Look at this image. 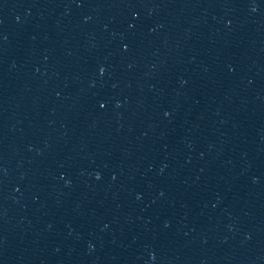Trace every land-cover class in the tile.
Listing matches in <instances>:
<instances>
[{"label":"water","instance_id":"1","mask_svg":"<svg viewBox=\"0 0 264 264\" xmlns=\"http://www.w3.org/2000/svg\"><path fill=\"white\" fill-rule=\"evenodd\" d=\"M0 264H264V0H0Z\"/></svg>","mask_w":264,"mask_h":264}]
</instances>
